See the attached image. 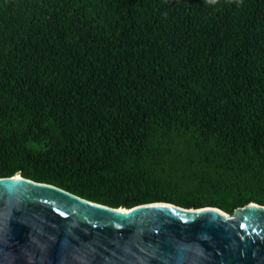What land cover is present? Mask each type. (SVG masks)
I'll list each match as a JSON object with an SVG mask.
<instances>
[{
	"label": "trees",
	"instance_id": "1",
	"mask_svg": "<svg viewBox=\"0 0 264 264\" xmlns=\"http://www.w3.org/2000/svg\"><path fill=\"white\" fill-rule=\"evenodd\" d=\"M109 208L264 206V0H0V178Z\"/></svg>",
	"mask_w": 264,
	"mask_h": 264
},
{
	"label": "water",
	"instance_id": "2",
	"mask_svg": "<svg viewBox=\"0 0 264 264\" xmlns=\"http://www.w3.org/2000/svg\"><path fill=\"white\" fill-rule=\"evenodd\" d=\"M0 264H264V206L109 208L0 178Z\"/></svg>",
	"mask_w": 264,
	"mask_h": 264
}]
</instances>
